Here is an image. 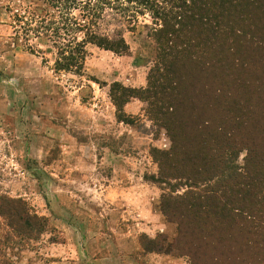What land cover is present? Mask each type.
<instances>
[{
  "label": "trees",
  "instance_id": "1",
  "mask_svg": "<svg viewBox=\"0 0 264 264\" xmlns=\"http://www.w3.org/2000/svg\"><path fill=\"white\" fill-rule=\"evenodd\" d=\"M45 4L29 16L17 11L16 29L46 36L55 70L78 75L87 45L128 53L125 29L141 16L152 22L146 37L156 54L147 87L114 83L111 98L126 123L125 104L144 99L171 141L153 150L158 175L145 176L163 190L160 210L177 225L174 244L156 250L190 264H264V0ZM111 14L126 28H103ZM0 216L9 232L30 241L46 230L47 219L19 198L2 197Z\"/></svg>",
  "mask_w": 264,
  "mask_h": 264
},
{
  "label": "rangeland",
  "instance_id": "2",
  "mask_svg": "<svg viewBox=\"0 0 264 264\" xmlns=\"http://www.w3.org/2000/svg\"><path fill=\"white\" fill-rule=\"evenodd\" d=\"M45 1L0 0V199H22L47 219L44 233L30 241L9 232L0 216V264H13L23 250L32 252L30 264H90L86 255H99L100 241L113 242L116 258L122 251L104 264H156L157 247L174 244L177 225L156 229L152 213L168 222L163 190L145 176L158 175L153 150L171 141L144 99L125 104L126 123L111 98L114 83L147 87L156 54L146 37L152 22L141 16L130 30L109 15L102 27L125 29L128 53L89 44L82 75L57 71L51 41L14 23L17 11L29 16ZM124 228L136 234L137 248ZM159 253L190 264L187 256Z\"/></svg>",
  "mask_w": 264,
  "mask_h": 264
},
{
  "label": "crops",
  "instance_id": "3",
  "mask_svg": "<svg viewBox=\"0 0 264 264\" xmlns=\"http://www.w3.org/2000/svg\"><path fill=\"white\" fill-rule=\"evenodd\" d=\"M152 215L154 216L153 217V220L156 221V229L159 231H165V230H170L173 226L172 223L170 222H163L162 221V215H160L159 213H152ZM123 231L126 233L127 230L124 228ZM126 238H128L130 241L128 242V244L130 245V248L131 249H134V248H137L136 247V242H137V236L136 234H132L131 232H127L126 233ZM94 244V243H93ZM110 244V245H109ZM108 244V242H105V241H100L99 243H97V248H98V251L100 252V254L98 255V253L95 255V256H90L88 253L86 255V257L88 256V260H90V264H104V261H107L111 258L109 257H112L114 258V260L118 259V258H122V251L120 250L118 253V257L116 258L115 255L110 252V250L112 249L113 247V242H110ZM77 248V247H76ZM111 248V249H110ZM88 252V250H87ZM32 252L30 250H23L22 254H20L14 261L13 264H30V256H31ZM151 254L153 253H148L146 254L147 256V261L149 262L150 260V257H151ZM156 254V257L158 258L156 260V264H182V261H179L178 259H174L172 258L171 256H168L166 255L165 253L163 254H160L159 252H156L154 253ZM126 256V255H125ZM92 257V258H91ZM50 263H57V264H64L63 261H60L59 260L57 262H50ZM126 264V263H125Z\"/></svg>",
  "mask_w": 264,
  "mask_h": 264
}]
</instances>
